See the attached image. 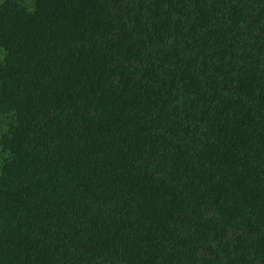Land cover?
Here are the masks:
<instances>
[{
    "label": "trees",
    "instance_id": "obj_1",
    "mask_svg": "<svg viewBox=\"0 0 264 264\" xmlns=\"http://www.w3.org/2000/svg\"><path fill=\"white\" fill-rule=\"evenodd\" d=\"M0 264H264V0H0Z\"/></svg>",
    "mask_w": 264,
    "mask_h": 264
}]
</instances>
